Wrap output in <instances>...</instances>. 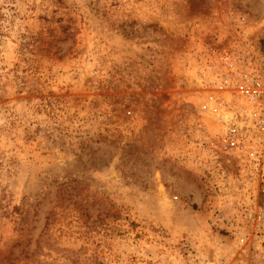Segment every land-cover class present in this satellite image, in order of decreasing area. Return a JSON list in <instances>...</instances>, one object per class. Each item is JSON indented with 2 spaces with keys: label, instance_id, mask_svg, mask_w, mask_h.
I'll list each match as a JSON object with an SVG mask.
<instances>
[{
  "label": "rangeland",
  "instance_id": "rangeland-1",
  "mask_svg": "<svg viewBox=\"0 0 264 264\" xmlns=\"http://www.w3.org/2000/svg\"><path fill=\"white\" fill-rule=\"evenodd\" d=\"M264 59V0H0V264H264V165L213 82Z\"/></svg>",
  "mask_w": 264,
  "mask_h": 264
},
{
  "label": "built area",
  "instance_id": "built-area-1",
  "mask_svg": "<svg viewBox=\"0 0 264 264\" xmlns=\"http://www.w3.org/2000/svg\"><path fill=\"white\" fill-rule=\"evenodd\" d=\"M213 82L214 132L221 145L252 165H264V59L234 57Z\"/></svg>",
  "mask_w": 264,
  "mask_h": 264
}]
</instances>
